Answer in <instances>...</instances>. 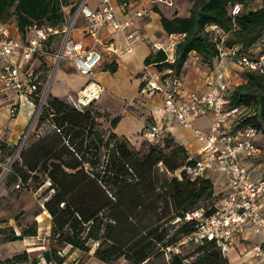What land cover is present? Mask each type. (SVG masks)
<instances>
[{
	"label": "trees",
	"instance_id": "obj_1",
	"mask_svg": "<svg viewBox=\"0 0 264 264\" xmlns=\"http://www.w3.org/2000/svg\"><path fill=\"white\" fill-rule=\"evenodd\" d=\"M79 1L64 11L61 0H0V25L15 23L21 33H26L32 24L58 26L65 16L74 13ZM260 1L261 6L257 8L253 0H193L189 17L171 19L156 9L154 12L161 17L164 33L184 37L177 44L174 62H165L166 55L157 52L148 56L145 64L158 63L159 69L171 68L179 75L194 54L203 70H213L220 48L207 30L212 26L228 34L224 49L230 52V57L246 54L253 59L259 58L263 52L256 57L248 52L264 40V0ZM235 4L243 6L238 16L232 15ZM11 8L17 20L9 22L4 15ZM116 70V66L110 68L111 73ZM241 74L245 83L228 90L229 107L240 111L239 126H254L261 132L264 127V74L258 71H241ZM247 110L252 114L247 115ZM120 121V117L114 118L111 128L117 127ZM47 123L51 124L49 128H45ZM5 136L0 138V149H8ZM151 147L150 152L140 158L127 141L114 132L107 137L90 108L82 113L50 97L39 116L31 143L22 150L8 174L7 185L30 189V183H37L36 187L42 189L48 184L43 193L49 197L43 208L51 217V236L57 244L89 253V243L94 242L98 244L94 257L101 262L111 264L124 258L131 264H143L149 260L153 247L167 236L156 224L162 211L158 201L149 205L153 189L150 176L158 165L172 173L179 171V176L164 186L172 199L174 220L200 208L201 200L209 201L202 206L207 214L217 212L218 196L212 178L191 179L183 171L184 167L196 162L193 154L172 136ZM169 148H173L170 154L162 153L161 150ZM12 151L10 149V155ZM119 207L127 221L114 214V209ZM154 208V217L149 219L146 215L148 221H145V212ZM175 225L177 231L169 245L161 249L163 254L167 248L180 246L197 228L195 223ZM37 233L36 229L27 228L20 234L12 232L7 241H22L26 237H36ZM197 245L188 257L174 254L171 264H229L227 256L213 243ZM43 258L50 264L66 261L56 248L44 252ZM28 263L27 252L0 260V264Z\"/></svg>",
	"mask_w": 264,
	"mask_h": 264
},
{
	"label": "built area",
	"instance_id": "obj_2",
	"mask_svg": "<svg viewBox=\"0 0 264 264\" xmlns=\"http://www.w3.org/2000/svg\"><path fill=\"white\" fill-rule=\"evenodd\" d=\"M91 1L80 0L74 13L65 16L58 26L32 24L26 33H21L15 23L0 25V114L3 104H8L5 110L9 120L15 118L21 108L27 111L30 121L38 118L47 104L53 74L64 61L87 78L81 90L65 96V102L82 113L106 92V87L95 78L104 56L129 55L137 42H147L154 53L166 55L165 62H174L177 44L184 36L173 34L152 39L139 34L137 23L145 16L144 8H138L141 0H95L96 6H91ZM152 4L173 7L174 2L154 0ZM242 10L241 4H235L232 15L238 16ZM120 14L127 19H121ZM207 30L220 48L213 69L216 85L210 90L186 92L180 76L171 68L159 69L158 63L144 64L140 75L139 94L146 99H163L162 116L143 132L145 140L151 144L161 143L169 136L167 128L171 118L190 130L200 144L199 156L192 155L196 162L183 168L186 176L196 179L225 174L229 181V190L223 199L220 200V193L216 191L219 197L217 212L207 214V209L200 207L174 220V224L195 223L197 228L180 246L165 250L168 262L174 254H182L181 247L191 241L211 242L227 256L246 226L257 234L264 231V213L260 205L264 197V176L252 178L241 165L245 158H264L263 148L255 142L260 132L254 126H239L240 121L228 126L233 115L240 116L238 108L229 107L228 90L234 86L228 75L229 64H235L239 71L264 74V55L257 59L246 54L230 57V52L224 49L228 34L216 26ZM79 31L85 41L72 36ZM108 31L120 33L124 47L114 38L106 37ZM206 114L212 117L209 128H197L195 120ZM4 135L0 128V138ZM254 255L264 260V242L254 247Z\"/></svg>",
	"mask_w": 264,
	"mask_h": 264
},
{
	"label": "rangeland",
	"instance_id": "obj_3",
	"mask_svg": "<svg viewBox=\"0 0 264 264\" xmlns=\"http://www.w3.org/2000/svg\"><path fill=\"white\" fill-rule=\"evenodd\" d=\"M64 11H68L77 2V0H61ZM153 1V0H152ZM256 2V7L261 6L260 0H253ZM173 7L168 8V6L162 4H152L148 1V8H152L153 11L156 9L160 10L168 19L173 17H189L190 7L193 0H173ZM6 21L12 22L16 19L14 15L13 8L8 9L4 15ZM17 20V19H16ZM155 27V25H153ZM76 32H73L74 37ZM163 37V36H162ZM164 38V37H163ZM264 44V43H262ZM258 48V47H256ZM261 52L264 53V45L258 50H252L250 53L253 57L258 56ZM67 61L62 62L59 71L53 74L54 80L52 83L51 91L48 92V99L50 97L58 98L65 103V96L68 92L79 89V87L87 80L86 77L81 76L77 71H75L71 66L64 67ZM64 71L72 76L62 75V68ZM205 71V70H204ZM242 77L241 70L238 71ZM133 73L131 74L130 81L132 82ZM110 76H107L106 72H101V74L96 75V79L101 82H106V92L98 99L96 103L89 107L97 119L100 130L105 133L108 137L110 132H114L120 139L127 141L128 146L131 150L138 153L140 158L146 156L151 150V143L144 141L143 134L141 132L142 127L147 125L146 118L147 112L145 108V101L143 97L138 94L137 90H134V85L129 82V80L121 74L120 82H113ZM133 85V86H132ZM115 94L124 96L123 99H112ZM118 96V95H117ZM114 101V103H113ZM8 104H3L2 113L0 114V125L5 124L3 128L6 134V144L8 149H0V260H5L6 258H11L15 255L27 252L29 254V263L35 264H47L43 258V253L50 248H56L59 251V256H65L67 262L66 264H107L97 260L94 257L95 250L98 246L97 243L90 242L89 246L91 251L89 253H83L77 251V255L74 256V249L71 247L59 245L51 236V228H49L51 223L50 215L44 210L43 203L49 197L43 192L48 184L42 189L36 187L37 183H30V189H24L18 185L8 186L7 182L9 180L8 174L11 173V169L20 153L23 149L31 143L32 134L35 131L38 118H34L27 121V126L24 128L25 116H27V111L21 108L16 115V121H10L6 116V108ZM247 115H251L252 112L247 110ZM120 117L121 121L115 128H111V121ZM50 123H47L45 128L50 127ZM22 133L19 134L20 131ZM261 143L264 145V127L260 132ZM10 149L13 150L12 155H10ZM173 149V148H172ZM164 149L161 150L163 154L168 155L172 150ZM17 157L14 159V156ZM179 176V171L176 173L169 172L163 165H158L154 171L151 173L150 185L152 195L150 204L159 203V209L162 211L158 214V230L165 232L167 235L165 240L161 244H156L153 247V251L148 261L143 264H171L168 262L165 254L161 251L169 242L174 238V234L177 231V225L174 224L173 220L175 214L173 213L172 199L170 198V193L165 189V184L169 183L173 178ZM223 179H225V174H219ZM45 179V176H43ZM219 200V197H217ZM216 200V201H217ZM209 201L201 200L198 203L199 207L206 206ZM149 208V207H148ZM172 208V209H171ZM114 214L119 215L122 219L127 221L126 217L122 213V207L114 209ZM150 216L154 217L155 208L152 211H146L143 216L145 221H148ZM142 216V215H141ZM114 218V217H113ZM139 218V217H138ZM34 228L38 231L36 237H26L22 241L9 242L8 238L11 237L12 232L20 234L23 230L27 228ZM184 237L182 236V239ZM261 236L258 239H263ZM197 243L194 241L189 242L181 247L182 258L188 257L196 248ZM231 264H238L237 251H233L228 254ZM75 258V259H74ZM264 260L254 259L257 264H263ZM241 263V262H239ZM249 263V262H248ZM111 264H131L124 258L119 259Z\"/></svg>",
	"mask_w": 264,
	"mask_h": 264
},
{
	"label": "crops",
	"instance_id": "obj_4",
	"mask_svg": "<svg viewBox=\"0 0 264 264\" xmlns=\"http://www.w3.org/2000/svg\"><path fill=\"white\" fill-rule=\"evenodd\" d=\"M148 1L152 3V0H141L140 3H138L139 4L138 8L140 7L144 8L145 16L138 21L136 29L139 32V34L145 37H149L152 39L163 38L166 34L164 33L163 28L161 26V22H160L161 17L158 13H155L152 8L147 9L149 5ZM90 5L96 6L97 1L92 0L90 2ZM255 6H256V2H255ZM119 16L121 19L124 20L127 19V16L125 15L120 14ZM128 16H131V13H129ZM153 25H155V27H153ZM106 37L114 38L116 43L120 47H124L123 37L120 33H116L114 31H108ZM76 38L79 40L81 39L84 40L83 34L80 31L76 33ZM262 43H264V40L258 43L253 48V50L256 51L260 49L262 45H264ZM151 54H155V53L152 51L151 47L148 45L147 42H137L134 46V52L129 55L124 54L123 56H115L113 54H108L104 56L102 63L97 67V70L95 72V78L97 74H101V72H106L107 76H110L111 77L110 79L113 82H120L121 74H123L129 80V82L134 85V86L132 85L134 87V90H137L139 94L141 87L140 75L142 72V67L145 64V59ZM68 65L71 66V64L66 63L64 67H67ZM112 66L117 67L115 73L110 72V68ZM64 67L62 68V70L64 69ZM214 70H212L211 72L204 71L202 69L198 57L192 54L190 56V59L185 63L181 74H179L181 80L183 81L185 91L206 92L210 90L212 87L216 85ZM238 71L239 68L235 64L233 63L229 64L228 75L232 79L233 85L235 86H239L245 83V80L243 79V77L240 76ZM132 73H133V77H132L133 81L131 82L130 77ZM62 75L65 77L66 75L69 74H67L63 70ZM97 81L102 83L105 87H107L106 85L107 83L105 81L104 82H101L99 80ZM86 82L87 80L84 81V83L79 87V89L70 92H77L81 90L82 87L86 84ZM114 98L118 100L119 99L124 100L125 97L119 94H115L112 99ZM143 100L145 101V108L147 112V118H146L147 125H144L142 127L141 130L142 134L148 129V126L152 125L158 118L162 116V114H160V109L163 105V99L161 97H155L153 99H146L143 97ZM24 117L25 120H24L23 130L27 126L29 115L27 116L24 115ZM241 117H242L241 115L240 116L233 115L229 120L228 126L230 127L234 123L240 121ZM16 119L17 118H13L10 121H13L14 123ZM211 121H212L211 115L206 114L201 116L200 118H197L194 123L197 128L207 130L211 124ZM4 127L5 124L0 125V128L3 129ZM23 130L20 131L19 134L22 133ZM167 134L175 138L176 141L179 142L181 145H183L191 154H193V156H199L200 144L193 136V133L190 130L182 128L175 120L171 118H169V126L167 128ZM260 134L261 133H259L256 136L255 142L256 144L261 146L264 150V145L260 142L261 141ZM143 139L145 140L144 136ZM241 165L245 171L250 173L252 178L264 176V158L258 160L245 158L241 161ZM210 177L213 180L215 191L220 193V200L223 199L229 190V181L227 177L223 179L221 176L215 174H212ZM260 205L262 212L264 213V197L261 199ZM51 227L52 224H50L49 228ZM260 235L264 236V231H262L260 234H257L253 230V228L246 226L240 240L236 241L233 244V247L228 254H231L233 251H237V258L235 260L238 259L240 260L238 261V264H257V262H254V259H257L254 255V247L260 242H264V238L258 239ZM77 251L79 250L74 249V256L77 255ZM228 254H227V259L229 261V264H231L232 260H230ZM66 262L64 264H66Z\"/></svg>",
	"mask_w": 264,
	"mask_h": 264
},
{
	"label": "water",
	"instance_id": "obj_5",
	"mask_svg": "<svg viewBox=\"0 0 264 264\" xmlns=\"http://www.w3.org/2000/svg\"><path fill=\"white\" fill-rule=\"evenodd\" d=\"M17 157V154H16V156H14V159Z\"/></svg>",
	"mask_w": 264,
	"mask_h": 264
}]
</instances>
